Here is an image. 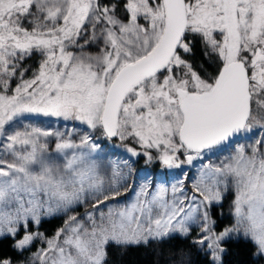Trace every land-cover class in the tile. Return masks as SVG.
I'll use <instances>...</instances> for the list:
<instances>
[{
  "label": "snow or ice",
  "instance_id": "snow-or-ice-1",
  "mask_svg": "<svg viewBox=\"0 0 264 264\" xmlns=\"http://www.w3.org/2000/svg\"><path fill=\"white\" fill-rule=\"evenodd\" d=\"M193 227L207 264L264 259V0H0V264H117Z\"/></svg>",
  "mask_w": 264,
  "mask_h": 264
},
{
  "label": "trees",
  "instance_id": "trees-1",
  "mask_svg": "<svg viewBox=\"0 0 264 264\" xmlns=\"http://www.w3.org/2000/svg\"><path fill=\"white\" fill-rule=\"evenodd\" d=\"M195 58L197 62L205 64V66H207V63H211L203 55V46L200 44L196 45ZM37 60L38 57H34L28 63L35 66ZM212 215L216 220L215 227L217 231L231 224L229 210L223 206V203L213 206ZM60 222V217L51 219L50 222L41 226L40 231L51 234L55 227L61 225ZM193 240L195 239L191 231L187 238L177 237L151 248H129L123 255H121V251L111 249L112 259L117 261V264H177V260L181 259L185 264H207L208 257L199 251L198 246L192 243ZM227 247L228 253L224 258V264H264V259L252 255L253 246L243 240L239 242L233 240ZM25 255H28V253ZM173 257H176V260Z\"/></svg>",
  "mask_w": 264,
  "mask_h": 264
},
{
  "label": "rangeland",
  "instance_id": "rangeland-1",
  "mask_svg": "<svg viewBox=\"0 0 264 264\" xmlns=\"http://www.w3.org/2000/svg\"><path fill=\"white\" fill-rule=\"evenodd\" d=\"M92 51H95L96 49L94 48V49H91ZM50 124H51V127L52 128H57V127H59L61 130H63V123L64 122H55V121H51V122H49ZM49 123H45V124H42L41 126L42 127H48L49 126ZM73 126V124H72V122H68V127H72ZM77 127H81V126H79V125H77ZM83 130H86V129H83ZM102 139V138H101ZM119 142L118 141H115V140H113V141H111V142H109V141H104L103 143H102V147H106L107 149H109V150H111V151H114L115 153H116V155L115 156H112V157H110L111 159H113V160H119L120 162H123V161H125V160H128V162L132 165V168H133V174H132V177H131V180L132 181H136L137 183H139V182H141L140 181V177H143L145 174H148L149 175V179H151L154 183H159L162 179H163V177H162V175H161V169H160V166L158 165V164H152V165H149V164H146L145 163V159H144V157H136V158H132L131 160L129 159V154L127 153V152H125V150L123 149V148H120V147H116V148H112V145L113 144H118ZM51 147H54V144H52V145H50ZM184 170L185 171H189V168H188V166H185V168H184ZM195 168H193V169H191L190 171H192V172H195ZM177 173L179 172V170H175ZM169 180H170V182H174V178L173 177H169ZM232 195L231 194H225V199L222 201V203H223V206L224 207H227L228 208V210H229V214H230V219H231V224L234 222L233 221V217H232V215H231V200H232ZM78 211H80V212H83L84 211V209L83 208H79L78 209ZM61 218V225H62V223H63V218L64 217H60ZM230 224V225H231ZM60 225V226H61ZM229 225V226H230ZM60 226H57V228L58 227H60ZM229 226H226V227H229ZM225 228V227H224ZM224 228H222V230L224 229ZM55 230H56V227H55V229L52 231V233L51 234H46L44 231H42V232H44L46 235H48V236H51V235H53L54 234V232H55ZM221 231V230H220ZM192 233H193V236H194V239H197L198 238V235H199V230H198V228H196V227H193V230H192ZM41 246H43V244H42V242H40V241H37L36 243H34V245H33V247H32V249H31V251H35L37 248H39V247H41ZM30 253H28V255H29Z\"/></svg>",
  "mask_w": 264,
  "mask_h": 264
}]
</instances>
